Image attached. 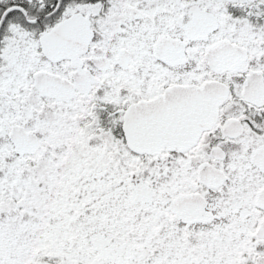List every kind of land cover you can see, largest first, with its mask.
<instances>
[{"label":"snow or ice","instance_id":"obj_1","mask_svg":"<svg viewBox=\"0 0 264 264\" xmlns=\"http://www.w3.org/2000/svg\"><path fill=\"white\" fill-rule=\"evenodd\" d=\"M0 264H264V0H0Z\"/></svg>","mask_w":264,"mask_h":264}]
</instances>
